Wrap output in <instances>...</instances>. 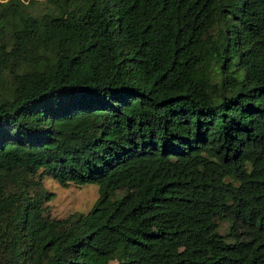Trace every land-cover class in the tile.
Here are the masks:
<instances>
[{"label": "trees", "instance_id": "1", "mask_svg": "<svg viewBox=\"0 0 264 264\" xmlns=\"http://www.w3.org/2000/svg\"><path fill=\"white\" fill-rule=\"evenodd\" d=\"M0 264H264V0H0Z\"/></svg>", "mask_w": 264, "mask_h": 264}, {"label": "rangeland", "instance_id": "2", "mask_svg": "<svg viewBox=\"0 0 264 264\" xmlns=\"http://www.w3.org/2000/svg\"><path fill=\"white\" fill-rule=\"evenodd\" d=\"M45 185L54 193L50 206L52 213L59 217L76 211L87 212L99 196L98 186L94 183L63 187L54 179L47 177Z\"/></svg>", "mask_w": 264, "mask_h": 264}]
</instances>
